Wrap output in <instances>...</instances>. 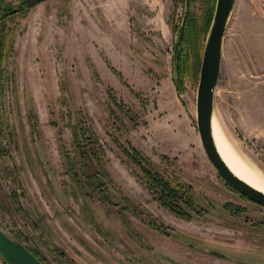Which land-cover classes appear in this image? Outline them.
Listing matches in <instances>:
<instances>
[{
	"label": "rangeland",
	"instance_id": "rangeland-1",
	"mask_svg": "<svg viewBox=\"0 0 264 264\" xmlns=\"http://www.w3.org/2000/svg\"><path fill=\"white\" fill-rule=\"evenodd\" d=\"M206 2L43 0L6 19L0 228L42 263L264 264V207L223 181L197 131ZM213 102L228 145L264 177L260 0H235ZM78 123L94 143L80 140ZM115 140L193 186L189 218L161 204Z\"/></svg>",
	"mask_w": 264,
	"mask_h": 264
},
{
	"label": "water",
	"instance_id": "water-1",
	"mask_svg": "<svg viewBox=\"0 0 264 264\" xmlns=\"http://www.w3.org/2000/svg\"><path fill=\"white\" fill-rule=\"evenodd\" d=\"M234 3L235 0H216L213 18L204 44L197 85L196 126L205 153L223 181L250 201L264 207V192L256 189L232 172L218 152L212 131L214 92L220 73L222 44ZM15 10H11V13H15ZM184 24L185 15L174 41L175 79H177L175 64L178 56L179 39L183 33ZM176 86L179 94H182L178 82H176ZM0 256L6 264H44L24 244L11 238L1 228Z\"/></svg>",
	"mask_w": 264,
	"mask_h": 264
},
{
	"label": "trees",
	"instance_id": "trees-1",
	"mask_svg": "<svg viewBox=\"0 0 264 264\" xmlns=\"http://www.w3.org/2000/svg\"><path fill=\"white\" fill-rule=\"evenodd\" d=\"M16 1L18 2L17 6H13L11 2H6V0H0V95L3 92L2 89L3 84L1 83L2 82L1 78L4 70L2 68L5 63L4 62L5 56L7 54V49L5 46L6 34L5 35L3 34V25L6 19L11 16V10L16 9L15 13H19L21 17H23L30 8H32L35 4L43 0H16ZM215 1L216 0H207L203 12L201 13L200 18H198V22H199L198 26L200 27L199 31H201V33H205L210 27L215 9ZM185 15H186L185 24H187V22L189 21L188 12H185ZM185 36H186V25L184 26V31L179 39V50L180 49L183 50V43L185 41ZM179 50H178L177 66L175 67L176 72H181L184 69L182 68L184 65H183V61L181 60L183 59L181 56L183 52ZM110 93H112V90L108 88L109 97L111 96ZM117 104L120 105V103ZM77 128H78L77 135L79 136L80 140H84L88 144L95 142L94 140L88 137L87 128H85L81 123H78ZM115 142L120 147L121 152L123 153L125 158L133 166V170L136 173V175H138L139 177H141L142 180L145 181L149 191L157 196L161 204L172 209V211H174L175 213H178L179 215L185 218H189L190 215L187 209H190L189 206L193 204V193H192L193 186H191L186 182L181 181L177 177L171 176L170 179L169 177L165 176V174L160 172L158 169H155L153 167L150 158L146 154H144L140 149H138L136 146L130 143V141L127 140L125 143H121L118 140H115ZM95 154H96L95 156H97V153ZM186 196L188 199H185L186 202L184 201L182 204H185L188 207L186 208V210L181 211L179 207L176 206L177 201H180L181 199H183V197L186 198ZM33 254L37 257L35 253Z\"/></svg>",
	"mask_w": 264,
	"mask_h": 264
},
{
	"label": "bare ground",
	"instance_id": "bare-ground-1",
	"mask_svg": "<svg viewBox=\"0 0 264 264\" xmlns=\"http://www.w3.org/2000/svg\"><path fill=\"white\" fill-rule=\"evenodd\" d=\"M212 131L218 152L232 172L256 189L264 192V177L254 173L241 158L232 150L225 140L218 121L213 116ZM261 175V174H260Z\"/></svg>",
	"mask_w": 264,
	"mask_h": 264
},
{
	"label": "built area",
	"instance_id": "built-area-1",
	"mask_svg": "<svg viewBox=\"0 0 264 264\" xmlns=\"http://www.w3.org/2000/svg\"><path fill=\"white\" fill-rule=\"evenodd\" d=\"M260 7L264 8V0H260Z\"/></svg>",
	"mask_w": 264,
	"mask_h": 264
}]
</instances>
